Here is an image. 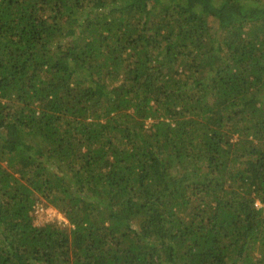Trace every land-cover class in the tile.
I'll use <instances>...</instances> for the list:
<instances>
[{
  "label": "trees",
  "instance_id": "obj_1",
  "mask_svg": "<svg viewBox=\"0 0 264 264\" xmlns=\"http://www.w3.org/2000/svg\"><path fill=\"white\" fill-rule=\"evenodd\" d=\"M0 264H264V0H0Z\"/></svg>",
  "mask_w": 264,
  "mask_h": 264
},
{
  "label": "rangeland",
  "instance_id": "obj_2",
  "mask_svg": "<svg viewBox=\"0 0 264 264\" xmlns=\"http://www.w3.org/2000/svg\"><path fill=\"white\" fill-rule=\"evenodd\" d=\"M44 208V212L43 214L40 213V212H36L35 211V223L36 224H44L50 220H53V219H60V220H65L67 221L66 217L63 216L62 213L58 212L56 209H52V210H48V209H45V207L43 206Z\"/></svg>",
  "mask_w": 264,
  "mask_h": 264
},
{
  "label": "built area",
  "instance_id": "obj_3",
  "mask_svg": "<svg viewBox=\"0 0 264 264\" xmlns=\"http://www.w3.org/2000/svg\"><path fill=\"white\" fill-rule=\"evenodd\" d=\"M36 208V212H40V213H42L43 214V212L45 211L44 210V208H43V206H37V207H35Z\"/></svg>",
  "mask_w": 264,
  "mask_h": 264
}]
</instances>
